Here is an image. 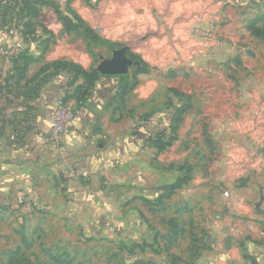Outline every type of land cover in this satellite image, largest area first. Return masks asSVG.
Segmentation results:
<instances>
[{
  "label": "rangeland",
  "instance_id": "rangeland-1",
  "mask_svg": "<svg viewBox=\"0 0 264 264\" xmlns=\"http://www.w3.org/2000/svg\"><path fill=\"white\" fill-rule=\"evenodd\" d=\"M35 1L0 0V171L18 175L0 187V264H192L196 238L201 248L208 236L219 244L197 264L219 263L221 253L238 257L233 240L262 231L242 215L264 222L255 209L264 189V42L252 36L264 28V0H127L133 36L115 35L130 36L131 45L140 47L152 69L148 86L160 93L141 110L117 108L106 132L103 125L94 130L103 138L93 137L84 151L97 160L90 175L79 163L74 167L70 154L64 160L62 136L50 130L61 96L45 100L43 93L61 84V61L27 66L26 58L41 59L59 45L55 55L93 56L90 67L85 64L88 73L100 68L110 55L102 41L83 31L52 32L48 25L57 8L67 14L73 6L100 27L98 14L117 7L109 0ZM135 82L137 77L130 79L128 88ZM169 87L191 94L193 108L178 142L156 155L149 139L163 130L169 138L174 106L182 105L174 94L166 99ZM45 101L48 114L46 105L41 108ZM117 103L124 106V98ZM122 119L128 124H115ZM36 124L49 129L41 133ZM128 136L132 151L142 152L124 172L121 159L105 161L113 152L121 157L112 139L121 144ZM184 163L196 168L194 180L168 198L170 191L157 186L172 178L171 164ZM239 187L248 197L237 195Z\"/></svg>",
  "mask_w": 264,
  "mask_h": 264
},
{
  "label": "crops",
  "instance_id": "crops-1",
  "mask_svg": "<svg viewBox=\"0 0 264 264\" xmlns=\"http://www.w3.org/2000/svg\"><path fill=\"white\" fill-rule=\"evenodd\" d=\"M109 2L113 3V5L117 8L111 11H107V12L101 11V14H98L101 16V18H103L102 20L104 21V24L101 25L100 27H95L92 23L86 20L77 8H74L73 6L71 8H73L72 10L81 18V20L89 28H91L100 37L102 41L106 42V44H103V45L107 46L106 48L108 51H110V55L108 58H106V61L100 62V67L103 64L112 62L117 52L121 50H126V56L132 62L129 72L126 75H106L100 72V68H95L94 70L97 71L98 73V80L89 89L90 94L86 98H82V97L76 98L75 97L76 88L78 86H83L84 90H85V87L88 88L87 80L82 75H79L76 77L70 71L61 70V72H59V76L62 78L60 80L61 84L56 85L54 88H47L49 91H46L43 93L44 95L46 94L44 97L45 100H49L53 97V95L58 94L59 96H61V98L62 97L66 98L65 101H68L71 105L74 106V111L76 113L75 120L69 132L62 136V141H63L62 150L64 152L63 156L66 162L68 159H70L71 156L75 157L74 167L78 166L77 164L79 163V166H81V169H84L81 171H83V173L87 175H90V172L94 169V166L97 165V160H95L93 157H90V156L87 157L84 151L90 150V146L92 145V141L94 139L99 138V137L103 138L99 135H96L94 130L96 128H97L96 130H99V128H101V126L103 125L102 127L103 132L101 133L106 132L105 130L108 124H112L111 119H110L111 115L117 108L120 109V107H126V110H131V109L141 110V108H143L144 105H147L148 103H150L154 98H156V96H158V93H160V90H157L158 87L151 89V87L148 86V85H151L150 80L148 79L149 75H151V70H152L151 67L149 66L150 62L144 58L143 56L144 53L140 51V47L131 45L130 36H133V35L131 34L129 28H127L129 25H131L130 22H131L132 16L130 12L131 11L130 4L127 2V0H109ZM74 3L76 4L79 3V0H75L72 4ZM152 3L154 5L155 0ZM120 25H123L124 28L126 29L125 30H123L122 28L121 30L118 29ZM98 28L101 33H99V30H97ZM48 30L52 32H56V33L62 32L64 31V25L62 24V22L59 21L58 17H55L54 22L48 25ZM103 30H107V34L106 33L104 34ZM117 32L119 34L121 32L123 34L127 33L130 36L127 39L121 36L118 37L119 35H115V33ZM206 33L208 34V32ZM68 46L69 45H66V49H68L69 51L70 47L67 48ZM58 48H60L59 45L58 46L52 45L51 47L48 48L47 51L44 52L43 57L41 59L32 55L34 59L37 60L34 63V65L40 64L44 66L46 64H50V63L60 60L61 62H68V63H73L75 65H78L82 69H84L86 72L91 70V69H88L85 66V64L86 65L89 64V67H90L91 63H93L94 61L93 56H87V57H91L92 60L91 61L89 60L90 62L87 60H83L82 56L75 51L67 52L65 54L67 59L65 57H62L63 55L60 57V55L56 54L57 57H55L56 56L55 51H57ZM87 54L88 53H86V55ZM131 56L135 57L136 59L138 58L140 61L135 60ZM63 58L65 60H62ZM38 59L40 61H38ZM37 62H41V63H37ZM143 63L146 65L148 72L146 74L137 75V78H138L137 86L134 88L133 91H131L127 96H125L124 98L125 105L120 106L117 103V101H119L120 97H122L120 95V91H121V87L123 86L122 83H123L124 77L125 76L133 77L136 69L143 68ZM132 68L135 70L132 74H130ZM167 74L168 76L172 75V78L177 77L174 70H169ZM66 81H69V84H67ZM144 90H147V93H145ZM171 90H177L178 92L189 96L192 101L191 94H189L188 92L186 93V92L180 91L176 87H169L166 89L167 94H168L166 95V99L168 97H172L171 94H174L170 92ZM47 102L48 101H45V104H43L41 108H43L46 105V113L48 114L51 109L47 108L48 107L46 104ZM192 108L190 110H192ZM115 112H118V111H115ZM116 122L117 123L115 124H128V122L123 119L122 121H116ZM37 126H38V130H40L41 133H46V131L49 129V124H36V127ZM177 135H179V131ZM129 136L127 140L126 141L124 140L121 144H119L118 142H113V139H112V143L119 145L118 149H120L119 151H121V157H116L113 152V154L112 153L110 154L111 157L105 161V162H108V163L111 162L114 164V161L116 159H121L122 170H124V172L129 171L131 161L132 160L134 161L137 156L140 157L141 152H142L140 151L141 149H137L138 151L134 149V151H132L133 149L130 143L131 140L129 139L130 138ZM93 137L95 138L93 139ZM179 139H180V135L178 136V140ZM178 140L173 142L170 148H172L174 144L178 142ZM134 141H142V139L136 138ZM150 145H153V144H150ZM151 148H154L156 150V155H159V154L161 155V154H164V152H166V150L163 152H159L154 145ZM146 149L147 148H145V150ZM68 154H70L69 158L66 157V155ZM3 159L4 158L0 156V166L3 163ZM10 161L12 162V159H10ZM11 162H10V166L13 167V164H11ZM193 168L194 170L196 169L194 165H192L191 163L190 164L184 163L180 165L171 164L170 172L172 173V178H170V181L162 179L163 182L161 180L159 186L157 187H159L162 190H168V187L175 184L178 180L190 177V180L186 185H184L181 189L177 190L170 197H168V198H172V197L175 198L179 193L183 191L185 187L187 188V186L194 180L195 174H193L194 172ZM191 169H192V173H191ZM67 171L68 169L62 170V172L68 176ZM2 172L3 171H0V175H1L0 187L6 186L7 183L8 185L9 184L11 185L13 183V180H12L13 178H15V181L17 180L18 175L16 171L13 172V170L10 169L9 172L5 174H3ZM190 174H193V175L191 176ZM235 190H236L237 195H239V197H248V196H243L245 195V192L242 187H239L238 189L236 188ZM225 193H228V192H225ZM262 196L264 197L263 188L260 189V198H259V201L255 204V209L258 214H263L264 212V209H263L264 200L261 201ZM258 204H260L259 207H258ZM236 213H240L239 215H242L243 212L242 210L240 211L237 210ZM247 219L252 221L254 224H261L262 231L252 229L249 234H244L246 235L244 236V238L239 237V238L234 239L231 247L238 249L239 256L238 257L232 256L231 252L224 253V254L221 253L219 254L220 262L216 264H221L225 261H226V264H264V222H260L256 219L254 220L252 216H249V214L248 215L245 214L244 216L242 215V221L243 220L245 221ZM233 231H236V230L234 229ZM252 232L254 234H252ZM199 239L200 238H196L195 241L197 240L198 241L193 244V247H195L194 252H197V253H196V256L193 258L194 261L192 262V264H197L195 260L200 259L201 255L206 256L213 248H216V245L218 246L219 244L218 243L219 240H217V242L215 241L210 242V237L208 236L207 239L209 242L206 243L205 245L202 244L201 248H199L200 247ZM219 239L221 240L222 238H219ZM200 241L203 243V240H200ZM189 257H190L189 259H191L192 255L190 254ZM215 259L216 261H218V258H215Z\"/></svg>",
  "mask_w": 264,
  "mask_h": 264
},
{
  "label": "trees",
  "instance_id": "trees-1",
  "mask_svg": "<svg viewBox=\"0 0 264 264\" xmlns=\"http://www.w3.org/2000/svg\"><path fill=\"white\" fill-rule=\"evenodd\" d=\"M74 0H69V3H71ZM46 4V0H37L35 1V4ZM52 7H55V4ZM56 11L57 17L60 22L64 25V29L66 32L72 33V32H85L88 36L92 37V40L95 42L102 41L100 37L91 29L89 28L82 20L81 18L72 10V8L69 6L68 13L64 14L59 8ZM33 13L32 16L38 18L39 14L36 11V8L32 7ZM255 29V28H254ZM250 30H253V27L250 28ZM252 36L255 38L261 39V41L264 42V28H256V30L252 31ZM103 44H106V42L102 41ZM43 57V56H42ZM135 60V57L131 56ZM37 60H35L32 56L28 55L26 58L27 66H29L32 63H35ZM140 61V60H139ZM57 68L62 69L63 71H70L75 75L76 77L79 75H82L87 80L88 88L83 86H78L75 91V97L79 98H86L90 92L89 89L95 84V82L98 80V73L97 71L93 70L91 73L86 72L84 69H82L80 66L75 65L73 63L68 62H58ZM147 67L143 63L142 69H136L135 74L133 77L131 76H125L123 79L120 95L122 96V99L125 98L131 91L134 90V88L137 86V83L135 82L132 87L128 88L129 86V80L134 79L137 77V75L146 74ZM125 87V88H124ZM170 92L174 93L176 97H179V100L182 101V105L174 106L175 111L173 112L172 119H171V125L170 129L172 130L169 138L166 139L165 136L167 135L166 131H162L160 133H157L154 136V139H149L151 142L150 144H153L159 152H163L170 148L173 144V142L178 140V131L180 129L181 123L184 121V116L190 111L191 109V98L183 93L178 92L177 90H171ZM170 101H172L171 97H168ZM66 99V98H65ZM179 101V102H180ZM171 103V102H170ZM81 104V103H80ZM190 180V177H187L185 179L178 180L175 184L168 187V190L170 191L169 196L170 197L174 192L181 189L184 185H186ZM11 258L15 256V254H10Z\"/></svg>",
  "mask_w": 264,
  "mask_h": 264
},
{
  "label": "built area",
  "instance_id": "built-area-1",
  "mask_svg": "<svg viewBox=\"0 0 264 264\" xmlns=\"http://www.w3.org/2000/svg\"><path fill=\"white\" fill-rule=\"evenodd\" d=\"M75 111L73 105L63 98L58 100L57 108L52 113V121L50 124L51 132L57 137H61L67 133L70 126L73 124L75 119ZM226 196L229 194L226 193Z\"/></svg>",
  "mask_w": 264,
  "mask_h": 264
},
{
  "label": "water",
  "instance_id": "water-1",
  "mask_svg": "<svg viewBox=\"0 0 264 264\" xmlns=\"http://www.w3.org/2000/svg\"><path fill=\"white\" fill-rule=\"evenodd\" d=\"M131 61L126 56V50L117 52L110 63L101 65L100 72L106 75H126L129 72ZM264 197H261V201ZM260 204H258V207ZM264 214V212H263Z\"/></svg>",
  "mask_w": 264,
  "mask_h": 264
}]
</instances>
